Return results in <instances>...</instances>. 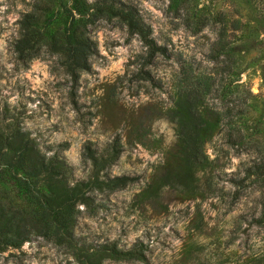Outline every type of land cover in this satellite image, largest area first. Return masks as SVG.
Wrapping results in <instances>:
<instances>
[{
  "label": "rangeland",
  "instance_id": "1",
  "mask_svg": "<svg viewBox=\"0 0 264 264\" xmlns=\"http://www.w3.org/2000/svg\"><path fill=\"white\" fill-rule=\"evenodd\" d=\"M94 1L0 0V125H19L47 155L59 153L73 180L92 170L84 143L102 147L120 135L123 150L108 174L137 178L112 192L94 191V211L79 203L75 234L84 241L81 252L106 240L128 248L141 239L147 260L104 258L103 264H258L264 257L261 189L249 184L234 196L231 177L244 175L254 145L264 146V0H122L136 6L167 48V56L146 66L151 79L138 74L137 54L144 51L138 34L115 16L89 22L96 50L75 83L56 53L43 50L25 62L16 57L12 43L26 12H37L50 36L86 18ZM222 27L234 59L230 71H221V56H209ZM185 68L209 77L202 109L218 112L220 124L204 151L221 190L190 196L166 184L158 196L139 200L168 161L176 164V126L168 112ZM229 134L243 144H232ZM19 190L8 176L0 179L1 194L12 203L25 202ZM0 264L86 263L72 249L33 235L0 251Z\"/></svg>",
  "mask_w": 264,
  "mask_h": 264
},
{
  "label": "trees",
  "instance_id": "2",
  "mask_svg": "<svg viewBox=\"0 0 264 264\" xmlns=\"http://www.w3.org/2000/svg\"><path fill=\"white\" fill-rule=\"evenodd\" d=\"M92 8L86 18H74L75 21H71L64 30L50 36L38 23L40 15L35 11L26 12L19 20L20 35L12 43L16 57L25 62L43 50L56 53L75 83L79 72L89 68L90 57L96 50L87 33L89 22L100 16H115L132 33L138 34L144 46V51L137 54L140 64L138 74L151 79V72L146 66L153 63L158 55L167 56L168 51L152 36L150 25L142 19L136 6L122 0H95ZM209 56H221L224 63L221 71L232 70L233 54L223 27ZM209 90V77L194 76L191 69H184L178 80L173 106L168 112L176 126V164L168 161L159 181L141 190L139 200L158 196L166 184L179 186L180 192L190 196H204L221 190L216 185L215 175L210 173L212 162L204 151L205 142L220 124L218 112L213 114L202 109ZM226 114H231V110ZM7 128L0 125V179L8 176L20 189L25 202L12 203L0 192V251L9 246L19 247L31 236L39 235L72 249L86 264H103L104 258L147 260V246L141 239L128 248L119 247L115 240H106L92 251L81 252L84 241L75 234L81 212L79 203L94 211V191L112 192L128 186L137 178L129 174H108L107 169L118 160L123 150L119 134L102 147L95 146L92 141L84 143L82 156L91 162L92 170L86 179L73 180L72 167L59 153L47 155L29 132L19 125ZM228 140L232 144H243L242 139L231 134ZM253 148L256 156L245 167L244 175L231 177V181L237 185L234 196L249 184L260 187L262 215L258 220L264 222V146L256 144ZM258 264H264V257L259 259Z\"/></svg>",
  "mask_w": 264,
  "mask_h": 264
}]
</instances>
